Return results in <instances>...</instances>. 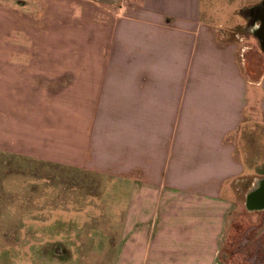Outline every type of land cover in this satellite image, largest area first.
<instances>
[{
  "label": "crops",
  "instance_id": "1",
  "mask_svg": "<svg viewBox=\"0 0 264 264\" xmlns=\"http://www.w3.org/2000/svg\"><path fill=\"white\" fill-rule=\"evenodd\" d=\"M80 1L98 13L90 61L65 68L75 72L70 120L45 123L27 96L26 109L19 106L18 89L33 84L36 71L49 86V63L20 62L14 50L0 62V166L17 167L23 156L74 171L75 179L58 182L99 200L89 222L78 219L81 210L63 221L65 208L49 219L43 207V222L8 224L42 240L25 262L210 264L211 203L258 165L263 150L264 69L256 79L246 74L241 42L246 23L254 32L262 24L251 17L258 1L227 0L218 9L211 0ZM108 7L118 16L100 9ZM2 210L0 227L11 215ZM50 243L54 253L44 252Z\"/></svg>",
  "mask_w": 264,
  "mask_h": 264
},
{
  "label": "rangeland",
  "instance_id": "2",
  "mask_svg": "<svg viewBox=\"0 0 264 264\" xmlns=\"http://www.w3.org/2000/svg\"><path fill=\"white\" fill-rule=\"evenodd\" d=\"M248 1L253 0H243ZM211 2L218 9L227 0ZM100 9L114 16L119 14L115 8ZM97 13V10L80 0H0V62L1 59L5 60L4 53L10 50L12 55L11 50H14L19 53L20 62L30 60L40 68L43 63L50 64L49 86H43V78L37 73L42 71H36L34 83L20 86L18 91L24 96L19 106L26 109L25 97H30L29 101L33 100L36 110L44 111L45 123L53 127L58 126L60 118L70 120L74 116V102L69 100L73 95L72 76L75 72L67 69H73L76 63L90 61L91 25ZM243 13L246 14V10ZM216 17H220V13ZM246 24L241 41L242 58L246 74L256 79L264 69V42L255 35L250 23ZM10 54L7 59L11 57ZM23 73L26 72H19ZM62 74L65 76L61 81L58 76ZM59 96H65L66 100L62 99L58 103ZM19 110L22 111L21 108ZM40 114L42 117V112ZM52 131L49 139L57 141L56 135L52 137ZM25 132L20 130L21 143L26 140ZM34 137L39 140L37 135ZM259 147L263 150L259 151L258 165L247 169L243 178L233 181L231 191L216 203H211V238L216 245L211 248L210 264H264V208L249 210L245 204L247 189L264 176V143L260 142ZM62 176L75 179V172L51 165L33 166L23 156H19L17 167L10 163L0 166V205L3 217L11 214H8V220L3 225L7 227H0V264H33L25 262V257L33 254V251L40 252L42 240L27 239L26 228L9 227L8 224L27 223L33 217H38L36 222H43V207L52 211L47 216L49 219L56 218L59 210L66 212L63 210L65 208L68 214L60 213L63 221L69 215H72L71 218L76 216L78 210L82 212L77 215L80 221H90L91 207L96 209L99 200L83 196L72 186L63 187L58 182ZM17 234L19 240L16 247L13 238ZM53 245L50 243L46 246L44 252L54 253L56 247ZM12 255L19 256L18 263L11 262Z\"/></svg>",
  "mask_w": 264,
  "mask_h": 264
},
{
  "label": "water",
  "instance_id": "3",
  "mask_svg": "<svg viewBox=\"0 0 264 264\" xmlns=\"http://www.w3.org/2000/svg\"><path fill=\"white\" fill-rule=\"evenodd\" d=\"M245 204L248 209L251 207V210L264 208V177H261L258 184L247 193Z\"/></svg>",
  "mask_w": 264,
  "mask_h": 264
},
{
  "label": "flooded vegetation",
  "instance_id": "4",
  "mask_svg": "<svg viewBox=\"0 0 264 264\" xmlns=\"http://www.w3.org/2000/svg\"><path fill=\"white\" fill-rule=\"evenodd\" d=\"M251 17L261 21V25L255 30L257 36L261 37L262 42H264V30H263V22H264V0H259L258 3L255 4L251 8ZM264 47V44L262 45Z\"/></svg>",
  "mask_w": 264,
  "mask_h": 264
},
{
  "label": "bare ground",
  "instance_id": "5",
  "mask_svg": "<svg viewBox=\"0 0 264 264\" xmlns=\"http://www.w3.org/2000/svg\"><path fill=\"white\" fill-rule=\"evenodd\" d=\"M258 182H259V181H258ZM258 182L255 181V182L253 183V187H255V186L258 184Z\"/></svg>",
  "mask_w": 264,
  "mask_h": 264
},
{
  "label": "trees",
  "instance_id": "6",
  "mask_svg": "<svg viewBox=\"0 0 264 264\" xmlns=\"http://www.w3.org/2000/svg\"><path fill=\"white\" fill-rule=\"evenodd\" d=\"M250 210H251V207L249 208ZM253 209V208H252ZM259 209H261V208H259Z\"/></svg>",
  "mask_w": 264,
  "mask_h": 264
}]
</instances>
